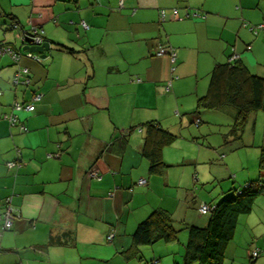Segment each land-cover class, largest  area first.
Listing matches in <instances>:
<instances>
[{"label": "crops", "instance_id": "crops-1", "mask_svg": "<svg viewBox=\"0 0 264 264\" xmlns=\"http://www.w3.org/2000/svg\"><path fill=\"white\" fill-rule=\"evenodd\" d=\"M263 22L264 0H0V44L19 51L31 27L50 43L40 63L20 56L28 86H13L17 64L0 61V215L8 196L15 214L11 229L0 230V264H181L184 227L208 220L201 205H215L232 186L264 182V112L250 115L241 140L227 132L216 144L202 113L224 115L229 130L234 111H200L198 127L189 115L212 68L233 51L264 77V35L250 30ZM159 44L174 50L173 64L156 55ZM32 92L41 99L34 111L16 113L27 128L21 133L1 115ZM148 122L175 135L162 150L160 175L148 173L141 155ZM18 158L21 167H6ZM154 210L182 228L178 240L132 248ZM254 249L251 264H264V193L238 218L222 264H250Z\"/></svg>", "mask_w": 264, "mask_h": 264}, {"label": "trees", "instance_id": "trees-1", "mask_svg": "<svg viewBox=\"0 0 264 264\" xmlns=\"http://www.w3.org/2000/svg\"><path fill=\"white\" fill-rule=\"evenodd\" d=\"M194 12H198L200 15L197 18L205 17L199 11H193L191 14ZM175 19L180 18L178 17ZM262 24H264V22L250 28L253 34L264 35V32L257 29L258 26ZM14 25L17 27L13 28ZM10 28L17 29L18 24L12 23ZM30 29L22 32H29ZM43 41L47 42L44 38V33ZM25 44L27 43L22 41V46ZM2 48H9L12 52H17L21 54V56L27 57L21 48L19 51H16L9 46L0 44V49ZM246 50H250V46H246ZM34 55L39 57L38 54ZM5 56L7 55L2 56L0 61ZM163 56H167L170 60L168 55ZM233 56H237V58L232 59ZM40 61L37 63H40ZM13 63L17 64L18 68L20 67L18 61H13ZM173 63L174 61L171 64ZM24 78L28 80V84L21 83L18 85H29L28 70L27 74L24 75ZM166 88L169 89V83ZM37 95L40 96L39 100L32 102L35 109V104L41 99V95L36 92H32L29 100L19 104L24 105L30 102L32 97ZM12 105L13 103L9 106V112L2 114L1 118L8 122L10 127H18V130L21 133L27 132L25 125L18 123L17 115L16 122L14 123H10L4 118L5 115L7 116L12 112ZM34 109L32 111H34ZM226 109L234 111L233 121L228 130V137L237 141L241 140L250 115L264 112V77L251 74L246 66L239 60L238 55L235 54L234 51L228 56L226 63L217 64L212 68L209 75L206 94L197 99L195 109L189 115L195 117L193 124L195 127H198L200 120L195 115L199 114L200 111L220 112ZM21 127H25L26 131H23ZM142 131L144 133V142L141 155L147 161L148 173L150 175H160L167 168V165L162 160V150L175 140V135L161 129L157 124L152 122L143 124ZM17 155L19 156V151H17ZM48 157H53V155L49 154ZM9 162H14L16 164L20 162V166L16 165L14 167H8L7 164ZM5 165L7 168H19L23 165V162L18 158L6 162ZM258 170L260 173H264V147L260 148ZM263 193L264 182L261 180L250 181L239 186H232V188L222 194V197L215 205H205L209 207L210 211L205 214L199 213L201 215L209 214L206 225L202 227L194 225L184 227L187 232V239L184 244V253L181 264H222L225 247L234 236L238 218L242 215L248 214L252 209L254 200ZM6 198L11 199V196L5 197L1 200L3 213L5 210L4 199ZM3 213L0 215V221L2 222L0 230L8 231L12 226L9 229H2ZM181 232L182 228L179 229L175 226L168 213L163 210H154L137 226L132 235V248L138 246H152L158 242H163L165 244L172 243L178 240ZM255 251L257 252V256L254 258L251 256V253ZM259 253L260 251L258 249H254L250 252V264L259 256Z\"/></svg>", "mask_w": 264, "mask_h": 264}, {"label": "built area", "instance_id": "built-area-1", "mask_svg": "<svg viewBox=\"0 0 264 264\" xmlns=\"http://www.w3.org/2000/svg\"><path fill=\"white\" fill-rule=\"evenodd\" d=\"M166 12L165 10L163 9H160L159 12H158V16H159V19L160 21H164L165 20V17H166ZM170 15L173 17V18H178V13H177V10L176 9H172L170 11ZM193 16L195 17H199L200 15L198 14V12H194L192 14ZM82 27L84 29L87 28V26L82 22L81 23ZM17 26L14 25L13 28H16ZM258 30H260L261 32H264V24L258 26L257 28ZM21 40L22 41H25L26 39H28L30 41V44L31 45H41L44 41H43V31L40 30L39 28L37 27H32L30 29L29 32H22L21 34ZM4 55H7L9 56L12 61H18L21 54L19 53H14L12 52L9 48H2L0 49V58ZM25 55L29 58H32L33 60H35L36 62H39L40 59L38 56H35L34 54H30V53H25ZM156 55L158 56H163V55H168L170 57V62L172 63L174 61V53H173V50L168 47V46H165V45H158L157 47V51H156ZM234 58H237V56H233L232 59ZM27 74V69L25 68H18L16 73L14 74V77H13V80H12V83L13 85H18V84H28V80L26 78H24V75ZM40 98V96H34L31 98V101L22 105V104H19V103H13V105L11 106V113L9 115H5L4 118L7 119L10 123H14L16 122V114L17 112H21V111H24V112H31L33 109H34V106H33V103L32 102H35V101H38ZM21 129L23 131H26L25 127H21ZM20 166V162L18 164L14 163V162H9L7 164L8 167H14V166ZM89 176L91 178H98L97 174L93 171L89 172ZM140 185L144 184V180H140L138 182ZM10 201L11 199L10 198H6L4 199V204H5V210H4V213H3V226H2V229H9L11 226H12V222L13 220L15 219V214L12 210V207L10 205ZM210 211L209 207L205 206V205H201L200 208H199V212L201 214H205V213H208ZM113 237V234L111 233L109 236H108V239L111 240ZM251 256L252 257H256L257 256V252H252L251 253Z\"/></svg>", "mask_w": 264, "mask_h": 264}, {"label": "rangeland", "instance_id": "rangeland-1", "mask_svg": "<svg viewBox=\"0 0 264 264\" xmlns=\"http://www.w3.org/2000/svg\"><path fill=\"white\" fill-rule=\"evenodd\" d=\"M202 114H209L208 116H210L209 118L211 120H209V122L207 123L208 125L202 124L201 127H203V128L204 127L205 128L208 127L211 133H215V135L209 134L208 135V139H209V141H210V139H212L210 142L212 144H216L217 140H221V138H222L221 135L228 132V129H226V126L225 127L221 126V125H224L226 123L225 122L226 121V117L224 115L219 114V113H210V112L207 113V112H204ZM211 114H213V115H211ZM258 119L262 121L261 124H259L261 126H258V129L260 130V133H261L263 131L262 130V126L264 125V115H263V113H258ZM193 128H194V126H193ZM218 133H220V135ZM191 152H192V149H191ZM194 153H196V151ZM206 216L208 217L209 214H206Z\"/></svg>", "mask_w": 264, "mask_h": 264}, {"label": "water", "instance_id": "water-1", "mask_svg": "<svg viewBox=\"0 0 264 264\" xmlns=\"http://www.w3.org/2000/svg\"><path fill=\"white\" fill-rule=\"evenodd\" d=\"M27 44L21 47L23 52H27L30 54H38L40 58L44 57V53L49 50L50 43L43 42L41 45H31L28 39L25 40Z\"/></svg>", "mask_w": 264, "mask_h": 264}]
</instances>
